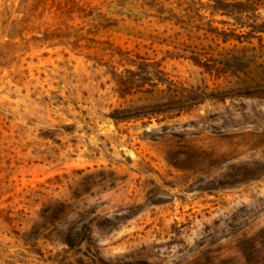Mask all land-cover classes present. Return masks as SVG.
<instances>
[{
	"label": "rangeland",
	"instance_id": "1",
	"mask_svg": "<svg viewBox=\"0 0 264 264\" xmlns=\"http://www.w3.org/2000/svg\"><path fill=\"white\" fill-rule=\"evenodd\" d=\"M0 264H264V0H0Z\"/></svg>",
	"mask_w": 264,
	"mask_h": 264
},
{
	"label": "trees",
	"instance_id": "2",
	"mask_svg": "<svg viewBox=\"0 0 264 264\" xmlns=\"http://www.w3.org/2000/svg\"><path fill=\"white\" fill-rule=\"evenodd\" d=\"M61 223V222H59ZM85 233H80L78 234L76 237L72 236V237H68L66 238L65 241H68V243L70 244L71 247H79L84 241H85V237H84Z\"/></svg>",
	"mask_w": 264,
	"mask_h": 264
}]
</instances>
